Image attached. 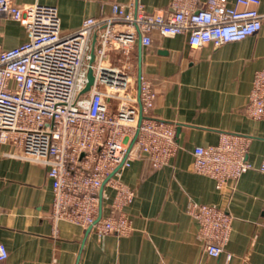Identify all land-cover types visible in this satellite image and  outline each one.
<instances>
[{
    "label": "built area",
    "instance_id": "obj_1",
    "mask_svg": "<svg viewBox=\"0 0 264 264\" xmlns=\"http://www.w3.org/2000/svg\"><path fill=\"white\" fill-rule=\"evenodd\" d=\"M259 6L260 0H171L167 11L147 12L136 1L113 3L108 15L62 34L55 7L0 0V19L18 22L28 36L0 49V143L46 167L53 226L68 222L99 238L130 235L126 209L135 193L122 172L142 159L160 169L179 148L174 126L152 115V83L132 72L135 44L149 46L154 32L185 34L191 49L241 41L260 31ZM245 114L264 121V68L254 73ZM248 145V137L223 133L215 145L194 147L192 170L218 189L249 170L264 173V161L254 166L247 160ZM106 189L113 193L107 204ZM186 213L198 224L204 254L218 258L230 237V214L194 201ZM7 256L0 243V263Z\"/></svg>",
    "mask_w": 264,
    "mask_h": 264
},
{
    "label": "crops",
    "instance_id": "obj_2",
    "mask_svg": "<svg viewBox=\"0 0 264 264\" xmlns=\"http://www.w3.org/2000/svg\"><path fill=\"white\" fill-rule=\"evenodd\" d=\"M12 1L21 7H55L62 34L76 31L87 18L108 15L113 3L136 1L147 12H165L171 2ZM258 11L264 13V0ZM27 39L18 22L0 19V49ZM187 39L154 32L149 46L137 43L130 54L132 72L144 75L155 91L153 117L174 126L179 146L160 169L142 159L122 172V182L135 193L126 209L132 233L99 238L68 222L53 226L46 167L0 143V243L8 252L0 264H264V173L249 170L218 189L192 170L194 147L215 145L223 133L248 137L247 160L254 166L264 161V121L245 114L254 73L264 68V20L257 34L217 48L191 49ZM116 56L111 54L113 64ZM106 194L105 204L113 196L109 189ZM189 201L225 209L232 217L229 240L218 258L204 254L198 224L186 213Z\"/></svg>",
    "mask_w": 264,
    "mask_h": 264
},
{
    "label": "water",
    "instance_id": "obj_3",
    "mask_svg": "<svg viewBox=\"0 0 264 264\" xmlns=\"http://www.w3.org/2000/svg\"><path fill=\"white\" fill-rule=\"evenodd\" d=\"M88 79H89V83H88V85H87L85 90H87L89 88V86L91 85V83H92V77H91V73L90 72L88 74Z\"/></svg>",
    "mask_w": 264,
    "mask_h": 264
}]
</instances>
